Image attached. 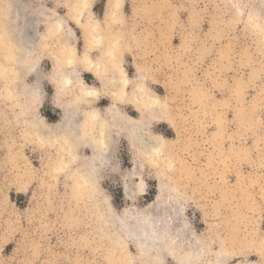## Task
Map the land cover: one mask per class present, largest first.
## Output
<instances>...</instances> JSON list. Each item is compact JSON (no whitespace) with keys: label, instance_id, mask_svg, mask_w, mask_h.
<instances>
[{"label":"rangeland","instance_id":"rangeland-1","mask_svg":"<svg viewBox=\"0 0 264 264\" xmlns=\"http://www.w3.org/2000/svg\"><path fill=\"white\" fill-rule=\"evenodd\" d=\"M9 1L0 0V62L23 58L5 38L24 21L39 59L37 72L25 78H39L43 99L25 112L27 96H12L0 75V264H148L132 241L119 245L103 210L137 215L169 190L181 197L190 242L196 236L206 245L202 264H264V33L249 23L261 0ZM5 11L17 12L18 28L8 25L14 16L1 18ZM107 12L110 38L128 45L121 64L131 82L145 79L170 116L150 129L168 147L138 155L126 135H117L112 163L86 191L78 164L29 121L61 120L56 60H67L72 38L84 55L88 18L105 24ZM60 22L63 32L53 31ZM91 55L99 60L100 49ZM79 71L86 85L101 87L93 72ZM110 104L101 94L94 106L104 112ZM121 108L138 118L130 98ZM79 154L92 156L87 146Z\"/></svg>","mask_w":264,"mask_h":264},{"label":"bare ground","instance_id":"bare-ground-1","mask_svg":"<svg viewBox=\"0 0 264 264\" xmlns=\"http://www.w3.org/2000/svg\"><path fill=\"white\" fill-rule=\"evenodd\" d=\"M85 6L86 3L83 1L74 14L76 18L79 19L82 16ZM258 8L257 13L251 15L249 23L251 27L264 33L262 22L264 20V0H261ZM112 11L116 12L114 4ZM16 14L5 11L1 14V18L14 16V20H10L8 25L12 24V27L18 28L15 24ZM74 15L70 14L71 17ZM111 15L107 12L108 19L105 24L99 23L93 17L88 18L84 26L87 32L84 55L77 54L72 38V44L69 43L70 46H68L67 60H56L54 82L57 88L58 107L62 111L61 120L52 126L34 117L32 121H29L31 130L39 136L54 135L52 139L60 142L63 152L71 156L70 162L74 161L78 164L79 168L76 171L78 183L86 191L99 180L101 169L107 168L112 163L116 151L115 138L117 135H126L131 147L138 155L141 153H145L148 157L160 155L168 147L167 140L163 136H155L150 129L155 121L170 119V116L165 106L160 103V98L145 86L143 82L145 79H140L136 84L131 82L121 64L122 53L128 45L120 38H115L117 39L115 41L110 38V33L113 31ZM22 23L23 26L15 30V35L11 31L9 36L4 38L11 41L9 47H15L16 52L19 56L23 55V58L0 62V75L6 79L2 84L12 96L22 94L27 96L28 104L23 109L30 113L32 107L41 102L43 98H41L39 78H36L33 84H29L25 78L28 73L37 72L39 59L36 50L32 47L33 37L27 29L29 25H26L24 21ZM60 23L51 29L63 32L62 23ZM95 48L100 49L99 60L92 59L91 51ZM80 68L93 72L101 83V87L86 85L79 74ZM129 86L135 90L130 97L128 96ZM74 88L78 89L76 93L73 92ZM68 94L70 99L64 101L63 98ZM101 94H108L111 100V104L105 108L104 112L94 106ZM128 98L137 108L138 118L122 111V103H125ZM82 105H87V108L83 109ZM86 146L92 152V156L82 160L79 152ZM133 175H140L139 169L135 170ZM142 184L139 188V195L144 192L145 186L143 187ZM127 195L132 199L129 189ZM180 198V196H174L169 190L168 194L161 193L157 202L149 206L147 210L137 215L127 211L120 218H116L115 213L110 212L109 204L102 203L101 205L108 207L107 212L103 210V216L109 228L116 231L119 245H126L128 241L135 243L140 260L148 261V264H153V262L163 264L167 258L174 257L177 264H202L206 245L200 244L196 236H194L196 242H190L192 236L189 232L191 231L184 221Z\"/></svg>","mask_w":264,"mask_h":264}]
</instances>
